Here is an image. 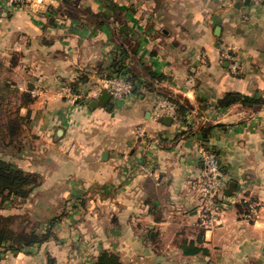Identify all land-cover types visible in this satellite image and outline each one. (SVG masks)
Wrapping results in <instances>:
<instances>
[{
  "label": "crops",
  "instance_id": "obj_1",
  "mask_svg": "<svg viewBox=\"0 0 264 264\" xmlns=\"http://www.w3.org/2000/svg\"><path fill=\"white\" fill-rule=\"evenodd\" d=\"M225 50L237 54L238 74ZM118 63L135 77L130 96L91 107L101 94L88 103L58 95L63 85L91 95L104 76L124 75ZM0 65L13 66L21 89L51 90L23 109L37 127L39 163L18 166L50 179L39 188L54 193L47 219L66 197L53 237L0 255V264H96L104 251L123 264H264V208L250 222L238 202L264 197V106L219 105L227 92L264 97V2L0 3ZM158 98L177 101L183 118L156 119ZM201 148L217 153L224 172L208 230L200 225ZM192 241L208 252L185 253Z\"/></svg>",
  "mask_w": 264,
  "mask_h": 264
},
{
  "label": "rangeland",
  "instance_id": "obj_2",
  "mask_svg": "<svg viewBox=\"0 0 264 264\" xmlns=\"http://www.w3.org/2000/svg\"><path fill=\"white\" fill-rule=\"evenodd\" d=\"M30 2V0L24 1H13L11 4L9 0H0V3L7 4L8 8H15L19 6L26 5ZM14 61V60H13ZM17 61V60H16ZM15 62V61H14ZM13 67V66H12ZM11 66L0 65V95L2 94L6 98L3 100L2 107L0 108V159H4L18 166V163L28 164L30 162L36 161L37 159H33V155L35 151H37V147L39 146V140L37 137V127L34 125V119L32 117V113L30 111H24V107L20 106L25 97L21 96L22 92L29 91L31 93V97L33 100L28 101V106L30 107L34 101L41 100L45 103V98L49 99V88H45L46 85H38V83H31V87H23L25 89H21L18 81L13 80V76L15 75V71ZM10 81L13 83V87L10 88V91H7L4 88V85L7 83L6 81ZM24 86V85H23ZM63 85L60 87L61 92L58 93L59 96L63 94V89H65ZM51 91V90H50ZM56 92V93H55ZM50 96L51 98H57V90H55ZM0 97V101H1ZM7 99H9V105H7ZM7 101V102H6ZM42 103V104H43ZM88 103V102H87ZM1 104V103H0ZM1 106V105H0ZM4 106V107H3ZM27 108V107H26ZM5 109H9L12 115V120L14 123L18 121L19 125V133L13 137L12 139L7 136V131H5V124L7 121V114L5 113ZM18 111V112H17ZM26 117L22 123L19 116ZM16 120V122H15ZM42 146V145H41ZM43 148V146H42ZM21 153L24 155L21 158ZM41 163V161H40ZM45 163V162H43ZM21 168V167H19ZM25 170V169H24ZM36 172V171H31ZM37 171L36 173H38ZM40 180L39 186H37L28 196L26 200L18 201L11 204L10 206H6L5 208L0 209V214L3 216H13L15 217L14 223L11 228L16 232L26 231L31 232L35 231L38 234H44L47 232L48 227H45L43 223L54 218H62L66 211H63V203L66 200V197L63 196V199L59 201L57 199L58 208L56 213L52 218H49V205L51 199L53 198L54 193H51L49 187L47 189L40 190L39 188L43 187V185L49 186L50 179L39 173ZM61 202V203H60ZM14 212V213H13ZM54 233V232H53ZM6 255V254H5Z\"/></svg>",
  "mask_w": 264,
  "mask_h": 264
},
{
  "label": "trees",
  "instance_id": "obj_3",
  "mask_svg": "<svg viewBox=\"0 0 264 264\" xmlns=\"http://www.w3.org/2000/svg\"><path fill=\"white\" fill-rule=\"evenodd\" d=\"M68 1V0H67ZM119 62V61H118ZM119 71H123V74H128L130 79L134 82V75L127 68H123V66L119 65ZM238 74V73H237ZM7 83L4 85V88L7 91H10V88L13 87V83L10 81H6ZM21 96L25 97L23 99L21 107H29L28 104L33 98L31 97V93L29 91L22 92ZM2 98L0 101V108L2 107L3 100L6 98L2 94L0 95ZM173 100V99H171ZM8 101V102H7ZM7 105H9V99H7ZM177 104V119L183 118L184 108L178 104L177 101L173 100ZM235 103H242L245 105H258L264 106V97L261 96H252L243 94L240 92H227L223 98L219 100L220 106H226ZM4 107V106H3ZM18 112V111H17ZM5 113L7 114V121L5 124V131H7V136L11 139L15 137L19 133V127H21L18 121L14 123L12 120V115L9 109H5ZM19 116V115H18ZM26 117L19 116L22 123ZM204 135H206L207 130H203ZM212 150V149H211ZM214 151V150H213ZM215 152V151H214ZM39 173L31 172L24 170L22 168L17 167L13 163L6 161L4 159H0V209L5 208L6 206H10L15 203L16 200L18 203L22 200H26L30 193L40 184V180L38 179L40 176ZM241 207V204H239ZM15 217L13 216H3L0 214V255H5L9 252H19L25 249L26 247L40 245L53 237V227L55 222L59 218H54L50 221L47 232L44 234H38L34 230L31 232L21 231L16 232L13 228H11L14 223ZM203 236L202 234L198 236L197 243L203 244ZM196 242L192 241L187 246H184L185 253H198L208 252L205 248L197 247ZM96 264H123L120 257L113 252L104 251L98 257Z\"/></svg>",
  "mask_w": 264,
  "mask_h": 264
},
{
  "label": "built area",
  "instance_id": "obj_4",
  "mask_svg": "<svg viewBox=\"0 0 264 264\" xmlns=\"http://www.w3.org/2000/svg\"><path fill=\"white\" fill-rule=\"evenodd\" d=\"M13 1L24 0H9L10 4ZM255 1L264 2V0ZM234 52V50H225L221 54V58L227 60L231 70L237 73L241 70V64L237 58V54ZM133 90L134 82L130 79L129 75L118 73L104 76L99 86L91 91V95L79 96L73 92L70 86H65V89H63L65 94L73 100L82 98L86 102L92 100L93 97H98L104 91H107L114 100H119L133 94ZM152 112L156 119L164 117L177 119V104L169 98H158ZM135 132L140 136L145 134L143 127L136 128ZM200 153L203 162V170L199 183V190L203 201L201 206L200 225L208 230L213 228L217 223L221 205L220 201L224 192V187L221 183L224 172L216 152L209 148H201ZM238 202L241 204L240 216L250 222L256 221L259 218L261 210L264 208V197L256 199L243 197L238 200Z\"/></svg>",
  "mask_w": 264,
  "mask_h": 264
},
{
  "label": "water",
  "instance_id": "obj_5",
  "mask_svg": "<svg viewBox=\"0 0 264 264\" xmlns=\"http://www.w3.org/2000/svg\"><path fill=\"white\" fill-rule=\"evenodd\" d=\"M245 3L248 4L249 3V0H245ZM241 4V2H238V5ZM219 29V28H218ZM108 102H113V99L111 98V95L107 92V91H104L102 92V94L99 96V98L97 99H94L90 102V106L91 107H97L99 106L100 104H106ZM112 106H108V109H111ZM173 121V119L171 117H165L164 118V122L167 123V124H170L171 122ZM63 131L62 130H59L58 131V134H61ZM105 154H107V152H105ZM236 184L233 182L229 185V188L226 190V194L227 195H231L232 194V191L234 190Z\"/></svg>",
  "mask_w": 264,
  "mask_h": 264
}]
</instances>
